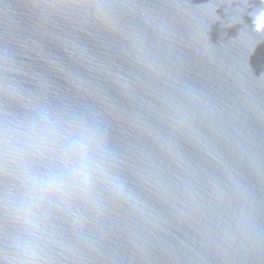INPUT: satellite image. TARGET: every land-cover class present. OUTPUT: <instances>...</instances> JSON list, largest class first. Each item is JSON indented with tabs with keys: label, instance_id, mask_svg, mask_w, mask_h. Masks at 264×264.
Returning <instances> with one entry per match:
<instances>
[{
	"label": "water",
	"instance_id": "obj_1",
	"mask_svg": "<svg viewBox=\"0 0 264 264\" xmlns=\"http://www.w3.org/2000/svg\"><path fill=\"white\" fill-rule=\"evenodd\" d=\"M261 7L0 0V264H264ZM82 135L91 188L26 221Z\"/></svg>",
	"mask_w": 264,
	"mask_h": 264
},
{
	"label": "clouds",
	"instance_id": "obj_2",
	"mask_svg": "<svg viewBox=\"0 0 264 264\" xmlns=\"http://www.w3.org/2000/svg\"><path fill=\"white\" fill-rule=\"evenodd\" d=\"M52 7H55L54 5ZM97 8V19L101 23L107 25L108 21L103 15L99 14V5ZM253 18L252 24L255 25L256 31L264 29V7L257 8L249 13ZM66 150L69 154L76 157L70 167L64 171L52 173L45 178L32 177L31 182L34 186V193L30 197L29 202L21 209V212L26 221L30 222L31 203L36 200L43 198L50 192H58L66 194L67 191L73 187L87 191L91 188L94 181V162L88 155V139L86 136H79L71 139L66 146ZM113 190L117 196H124L125 193L121 185L112 181Z\"/></svg>",
	"mask_w": 264,
	"mask_h": 264
}]
</instances>
